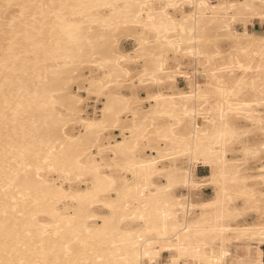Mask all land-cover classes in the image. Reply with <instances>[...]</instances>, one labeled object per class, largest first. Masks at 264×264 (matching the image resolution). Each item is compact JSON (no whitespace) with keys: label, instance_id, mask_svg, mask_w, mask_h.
I'll return each mask as SVG.
<instances>
[{"label":"bare ground","instance_id":"6f19581e","mask_svg":"<svg viewBox=\"0 0 264 264\" xmlns=\"http://www.w3.org/2000/svg\"><path fill=\"white\" fill-rule=\"evenodd\" d=\"M262 28L264 0H0V264H264Z\"/></svg>","mask_w":264,"mask_h":264},{"label":"rangeland","instance_id":"374dc122","mask_svg":"<svg viewBox=\"0 0 264 264\" xmlns=\"http://www.w3.org/2000/svg\"><path fill=\"white\" fill-rule=\"evenodd\" d=\"M262 31H264V28H262ZM180 86H181L182 88H185V87H186V82H185L184 80H182V81L180 82ZM208 172H209V169L206 168V167H202V168H200L199 171H198V173H199L200 175H206ZM212 194H213V192H212V190H211L210 188H209V189H205V190L203 191V195L206 196V197H211ZM253 251H254L255 253H257V250H256V249H254ZM165 258H166V257H165ZM165 258H164V259H165Z\"/></svg>","mask_w":264,"mask_h":264}]
</instances>
